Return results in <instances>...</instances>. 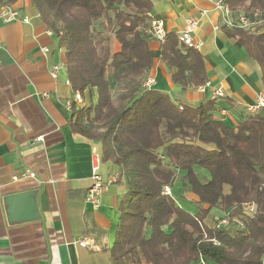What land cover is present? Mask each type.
I'll use <instances>...</instances> for the list:
<instances>
[{
    "label": "trees",
    "instance_id": "1",
    "mask_svg": "<svg viewBox=\"0 0 264 264\" xmlns=\"http://www.w3.org/2000/svg\"><path fill=\"white\" fill-rule=\"evenodd\" d=\"M223 1L233 14L264 20V0ZM29 2L63 49L72 90L95 97L72 103V134L100 146V170L117 174L124 189L110 263L264 264V109L229 127L218 100L190 107L144 87L150 0ZM222 29L258 67L264 94V27ZM160 60L181 89L207 82L203 57L174 34Z\"/></svg>",
    "mask_w": 264,
    "mask_h": 264
},
{
    "label": "crops",
    "instance_id": "2",
    "mask_svg": "<svg viewBox=\"0 0 264 264\" xmlns=\"http://www.w3.org/2000/svg\"><path fill=\"white\" fill-rule=\"evenodd\" d=\"M151 17L162 20L168 34L177 36L185 20L206 11L193 38L200 41L208 86L181 89L171 82L172 69L160 60V45L150 41L153 64L146 79L151 89L175 102L197 107L213 89L224 97L216 103L222 122L233 127L248 116L246 108L262 93L258 67L246 58L235 39L223 32L219 13L210 0H150ZM13 8L29 19L0 25V264H111L105 250L112 245L124 189L112 185L96 210L84 201L92 184V159L100 146L73 135L69 127L73 90L65 69L52 79L53 65L64 63L54 36L46 29L29 0ZM113 47L118 46L113 42ZM42 48H48L47 54ZM205 84V85H206ZM81 105L95 101L84 92ZM30 170L34 178H19ZM105 178L107 169L100 172ZM17 177V180H13ZM36 191L40 219L11 222L6 197ZM21 212L16 217H21ZM84 241L86 246H80Z\"/></svg>",
    "mask_w": 264,
    "mask_h": 264
},
{
    "label": "built area",
    "instance_id": "3",
    "mask_svg": "<svg viewBox=\"0 0 264 264\" xmlns=\"http://www.w3.org/2000/svg\"><path fill=\"white\" fill-rule=\"evenodd\" d=\"M213 2L215 10L219 13L223 26L227 29L237 28L243 31L256 32L260 27H264V20L258 18V13H255L253 17L246 15L245 13H237L233 14L229 7L223 0H210ZM207 12L201 11L198 16H191L185 20L184 28L181 32L177 34L178 41L186 48L193 49L195 51L200 50L202 43L200 41H196L193 38V33L197 29L202 18L206 17ZM16 22H21L24 24L29 23V19L27 17H22L18 10L9 6L4 2V0H0V25L1 24H12ZM150 38L157 42L160 46L164 45L167 41V31L165 29L164 22L162 20L151 17L149 20V27L147 30ZM42 53L45 55L49 52L48 48H42ZM57 52L59 54H63V49L61 47H57ZM65 69L64 63H58L53 65L50 70V76L52 79H57L59 72ZM154 84L153 79H147L144 82V87L151 89ZM208 84L200 87V91L203 92ZM224 97V94L219 89H213L211 93L210 100H219ZM72 103L77 105L82 104L81 94L77 91H73L72 100L67 103V109H71ZM261 109H264V94L260 93L256 96L255 101L248 105L246 108L247 113L255 114ZM35 174L30 170H25L19 178H34ZM117 178V174L107 175L105 178L100 174V160L99 155L93 156L92 159V184L90 188L86 191L84 196L85 203L89 204L93 210H96L100 205V198L102 194L107 190L108 187L115 184ZM14 181L17 180V177L12 178ZM162 194L165 196H170V189L165 187L162 190ZM253 209L250 208V211ZM228 221L223 219L221 224L226 225ZM80 246H86L84 241L79 243Z\"/></svg>",
    "mask_w": 264,
    "mask_h": 264
},
{
    "label": "water",
    "instance_id": "4",
    "mask_svg": "<svg viewBox=\"0 0 264 264\" xmlns=\"http://www.w3.org/2000/svg\"><path fill=\"white\" fill-rule=\"evenodd\" d=\"M4 204L7 207L6 213L9 223H23L40 219L36 203V191L10 195L5 198ZM17 212L22 213L19 219L16 217Z\"/></svg>",
    "mask_w": 264,
    "mask_h": 264
},
{
    "label": "rangeland",
    "instance_id": "5",
    "mask_svg": "<svg viewBox=\"0 0 264 264\" xmlns=\"http://www.w3.org/2000/svg\"><path fill=\"white\" fill-rule=\"evenodd\" d=\"M102 171H105V166H102L101 167V170H100V172H102ZM187 207L190 209V210H193V208H194V206H192V205H187ZM219 214H220V212L218 211V210H212L211 211V213H210V216L211 217H213V218H218L219 217ZM208 221V220H207ZM212 223V222H211ZM209 224H210V222H209Z\"/></svg>",
    "mask_w": 264,
    "mask_h": 264
}]
</instances>
